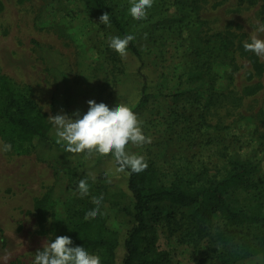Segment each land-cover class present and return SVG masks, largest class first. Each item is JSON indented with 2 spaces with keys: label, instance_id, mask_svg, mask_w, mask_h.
I'll list each match as a JSON object with an SVG mask.
<instances>
[{
  "label": "rangeland",
  "instance_id": "1",
  "mask_svg": "<svg viewBox=\"0 0 264 264\" xmlns=\"http://www.w3.org/2000/svg\"><path fill=\"white\" fill-rule=\"evenodd\" d=\"M106 1L136 37L143 63L109 47L118 34L87 0H0V76L27 93L51 126V143L0 137V264H34L44 241L70 237L101 195L98 216L120 235L121 264L133 226L128 174L116 171L111 154L85 159L65 152L48 117L83 115L89 100L134 108L143 82L150 101L137 114L152 142L129 150L169 177L203 169L223 174L228 162H246L253 174L229 189L230 200L264 204V58L243 48L252 35L264 39L256 31L264 0H154L141 21L130 16L129 0ZM85 177L90 193L81 198L76 187ZM190 210L170 201L153 206L144 235L164 253L159 264L264 263L254 226L235 234L217 215L198 228L183 217ZM171 213L176 219L168 225Z\"/></svg>",
  "mask_w": 264,
  "mask_h": 264
},
{
  "label": "trees",
  "instance_id": "2",
  "mask_svg": "<svg viewBox=\"0 0 264 264\" xmlns=\"http://www.w3.org/2000/svg\"><path fill=\"white\" fill-rule=\"evenodd\" d=\"M100 17L107 12L110 15V26L123 37L128 33L124 24L111 10L106 0H87ZM127 52L143 63V57L134 41L129 43ZM200 75L191 73V79ZM150 101L147 85L143 82L139 100L133 110L138 113L146 109ZM51 126L45 116L36 111L31 97L13 84L11 79L0 76V137L5 141L19 144H33L35 141L51 143ZM53 143V142H52ZM62 148L61 145H57ZM64 149V148H63ZM148 168L139 174H128V190L133 200V226L124 240V257L121 264H159L164 253L159 251L156 241L144 235L147 232V217L155 204L170 201L191 209L184 218L195 222L196 227L212 221L219 215L227 229L254 226L259 230L257 247L264 250V204L239 205L230 200L229 189L232 186L244 185L253 174L246 162L230 161L223 174L211 175L206 169L198 172H177L167 176L160 172L154 163L148 161ZM176 214L164 217L168 225L173 224ZM247 230V229H246ZM202 231V230H201ZM224 234L218 236L220 242ZM72 246H82L91 253L101 257V264H117V251L120 235L111 230L100 216L88 219L75 225L70 233ZM256 239V236L248 238ZM245 256H249L246 254ZM264 264V263H263Z\"/></svg>",
  "mask_w": 264,
  "mask_h": 264
},
{
  "label": "clouds",
  "instance_id": "3",
  "mask_svg": "<svg viewBox=\"0 0 264 264\" xmlns=\"http://www.w3.org/2000/svg\"><path fill=\"white\" fill-rule=\"evenodd\" d=\"M129 3L130 16L141 21L147 19L148 10L153 7L154 0H129ZM99 19L101 24L110 26V15L107 12ZM256 31L264 33V23H258ZM135 38L133 34L123 37L112 36L109 38V47L124 58L127 56L129 43ZM243 48L257 57L264 58V39L258 38L257 35H252L250 42L245 41ZM87 103L89 108L83 115L79 110L71 116L49 115L48 119L55 129L56 143L67 153L84 154L85 159L97 154L100 156L111 154L117 166L116 171L120 173L127 172L131 175L144 172L148 168L146 156L129 150V145L142 147L152 142L151 137L144 133V122L139 115L130 105L122 102L111 108L106 103H97L95 100H89ZM3 150L10 151L11 145L5 144ZM76 191L81 198L89 195L87 177L78 181ZM102 200V195L92 197V203L96 207L85 213V220L94 219L100 214ZM72 244V239L66 235L56 236L54 241H44L43 250H38L34 255V264H101V257L98 254Z\"/></svg>",
  "mask_w": 264,
  "mask_h": 264
}]
</instances>
